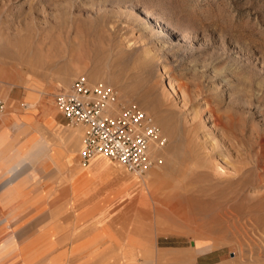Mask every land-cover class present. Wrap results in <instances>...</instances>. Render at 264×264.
<instances>
[{"label": "rangeland", "instance_id": "obj_1", "mask_svg": "<svg viewBox=\"0 0 264 264\" xmlns=\"http://www.w3.org/2000/svg\"><path fill=\"white\" fill-rule=\"evenodd\" d=\"M79 75L135 101L166 138L140 176L75 160L106 199L104 258L264 264V0H0V86L54 107ZM124 181L139 186L126 198Z\"/></svg>", "mask_w": 264, "mask_h": 264}, {"label": "crops", "instance_id": "obj_2", "mask_svg": "<svg viewBox=\"0 0 264 264\" xmlns=\"http://www.w3.org/2000/svg\"><path fill=\"white\" fill-rule=\"evenodd\" d=\"M0 101V264H111L106 199L92 198L90 170L72 167L79 130L38 91L3 84Z\"/></svg>", "mask_w": 264, "mask_h": 264}, {"label": "built area", "instance_id": "obj_3", "mask_svg": "<svg viewBox=\"0 0 264 264\" xmlns=\"http://www.w3.org/2000/svg\"><path fill=\"white\" fill-rule=\"evenodd\" d=\"M54 105L69 126L81 129L82 166L101 155L140 176L160 162L165 136L149 113L135 101L120 100L114 87L79 75L55 94ZM3 108L0 101V113Z\"/></svg>", "mask_w": 264, "mask_h": 264}, {"label": "bare ground", "instance_id": "obj_4", "mask_svg": "<svg viewBox=\"0 0 264 264\" xmlns=\"http://www.w3.org/2000/svg\"><path fill=\"white\" fill-rule=\"evenodd\" d=\"M156 25V24H155ZM159 28V27H158ZM95 163H93V166H94ZM222 169V168H221ZM245 171V170H244ZM243 174V173H241ZM244 175V174H243ZM263 175V174H261ZM239 177V176H237ZM241 177H239L240 179ZM122 182V181H121ZM122 187V188H121ZM117 189V191H122L124 193V196L123 198H126L129 194L132 193V188H137L139 187L137 184L133 183V182H130V181H124L123 182V186H121Z\"/></svg>", "mask_w": 264, "mask_h": 264}]
</instances>
